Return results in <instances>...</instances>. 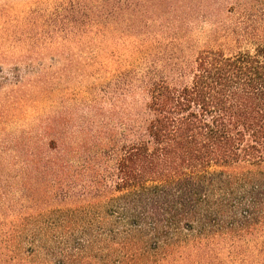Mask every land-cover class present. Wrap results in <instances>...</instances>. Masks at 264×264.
I'll return each instance as SVG.
<instances>
[{
    "label": "trees",
    "instance_id": "16d2710c",
    "mask_svg": "<svg viewBox=\"0 0 264 264\" xmlns=\"http://www.w3.org/2000/svg\"><path fill=\"white\" fill-rule=\"evenodd\" d=\"M204 2L79 0L77 15L58 22L27 14L32 29H49L31 36L44 33L46 47L56 37L103 40L117 51L130 37L145 58L124 74L129 97L107 135L88 130L63 142L59 74L37 78L45 113L15 155L19 166L0 167V216L17 203L44 204L46 186L60 204L101 199L93 204L101 209L90 206L89 218L61 211L49 224L54 233L0 221V264H217L223 244L227 259L264 264V19L222 25L215 33L232 40L200 48L197 23L216 1ZM155 13L167 39L147 46L136 39Z\"/></svg>",
    "mask_w": 264,
    "mask_h": 264
},
{
    "label": "rangeland",
    "instance_id": "374dc122",
    "mask_svg": "<svg viewBox=\"0 0 264 264\" xmlns=\"http://www.w3.org/2000/svg\"><path fill=\"white\" fill-rule=\"evenodd\" d=\"M78 1L0 0V157L4 158L0 162V167L5 170L19 166L15 155L18 150L25 151L30 132L38 129L43 118L44 103L37 98L40 94L37 91L41 87V82L37 81V78L45 71L59 74L57 85L59 96L56 95V99L58 97L59 127L63 142L71 139V135L78 136L82 131L87 133L88 130H99L102 135H107L113 125L119 127L122 111L129 97L124 86V74L130 70L137 72L142 68L143 65L140 67L139 64L145 58L142 57L144 47H140L139 44L137 48H133L132 45L130 47L129 43H132L130 37L121 39L117 51L114 45L103 40L95 42L79 39L74 43L66 44L60 38L57 41L56 37H53L52 44L46 47L41 39L44 33H41V37L37 40L32 39L31 36L49 29L42 26L32 29L25 21L27 14H40L46 20L53 22H58L60 18L62 20L64 14L66 17L75 16ZM153 1L157 0H151ZM204 1V4H210L213 0ZM215 1L210 5L214 9L207 11L206 17L200 18L202 22L197 23L203 31L198 37L197 47L210 46L213 43L225 45L226 41L232 40L229 35L222 37L215 33L222 25L238 27L242 23L250 24L264 19V13L261 12L264 4H258L257 1L256 4L255 0H242V4H238L241 0ZM166 3L163 2L162 5ZM66 12L73 14L69 15ZM240 12H249L254 17L244 18ZM155 15L157 13L142 19V23L148 24V27L140 28L139 34L145 32V36L140 35L136 41L142 39L147 46L156 41L166 43L167 38H161L158 32ZM68 61H71L69 67ZM73 154L75 157L78 155ZM3 181L0 179V182ZM45 189L51 190L43 198L44 204L40 203L32 207L26 204V208L23 209L19 207L20 203H17L11 212L6 213L7 217L0 216V221H6L11 224L8 227L30 234L31 231L49 228L50 222L58 220L62 215L60 212H64L67 208H73L68 211L69 215L87 218L97 212L94 211L95 208L101 209L100 204L97 207L93 205L102 201L101 199L95 201L90 198L78 199L73 205L65 206L55 199L58 192L55 186H46ZM17 195L15 193V197ZM90 206H93L94 210L89 208ZM47 231L56 232L52 227ZM224 245L221 260L217 264H239L234 259V253L231 259L225 257L229 245L226 247ZM21 246L24 247L22 252L28 253V246L22 244ZM241 249H250L248 243L243 242ZM237 250L238 247L234 248V251Z\"/></svg>",
    "mask_w": 264,
    "mask_h": 264
}]
</instances>
